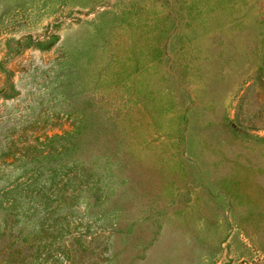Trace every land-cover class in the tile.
I'll use <instances>...</instances> for the list:
<instances>
[{
    "label": "rangeland",
    "instance_id": "1",
    "mask_svg": "<svg viewBox=\"0 0 264 264\" xmlns=\"http://www.w3.org/2000/svg\"><path fill=\"white\" fill-rule=\"evenodd\" d=\"M11 196L0 264H264V0H0Z\"/></svg>",
    "mask_w": 264,
    "mask_h": 264
},
{
    "label": "trees",
    "instance_id": "2",
    "mask_svg": "<svg viewBox=\"0 0 264 264\" xmlns=\"http://www.w3.org/2000/svg\"><path fill=\"white\" fill-rule=\"evenodd\" d=\"M61 191L65 192V188L62 187ZM46 202H48V200H38L36 203H34V206H26L25 198L22 197L11 196L9 198L2 199L0 206L3 207L2 210L4 211V216L0 222V240L9 242L10 245H13L16 243L15 241L22 239L23 237L15 234L13 230H15V227L21 222H25L30 209L36 208V206L42 207L46 204ZM12 223L15 224L14 228H12ZM24 241L25 240H23V242ZM36 241V247L40 248L42 244L40 238H38ZM23 250L24 249L17 250L18 255H23Z\"/></svg>",
    "mask_w": 264,
    "mask_h": 264
}]
</instances>
